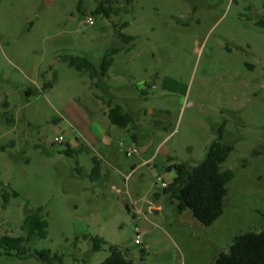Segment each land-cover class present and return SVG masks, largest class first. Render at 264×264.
Wrapping results in <instances>:
<instances>
[{"label":"rangeland","instance_id":"1","mask_svg":"<svg viewBox=\"0 0 264 264\" xmlns=\"http://www.w3.org/2000/svg\"><path fill=\"white\" fill-rule=\"evenodd\" d=\"M262 15L264 0H0V236L24 235L40 207L49 222L26 258L0 251V264H48L37 250L62 256L52 264H99L111 244L137 264H215L236 237L264 229ZM113 48L103 78L64 59L100 67ZM109 100L135 124H113ZM222 128L234 150L221 169L234 177L224 214L205 226L161 183L175 176L168 166L203 161ZM85 138L91 153L66 154ZM3 190L19 195L6 203ZM85 234L107 243L92 251Z\"/></svg>","mask_w":264,"mask_h":264},{"label":"trees","instance_id":"2","mask_svg":"<svg viewBox=\"0 0 264 264\" xmlns=\"http://www.w3.org/2000/svg\"><path fill=\"white\" fill-rule=\"evenodd\" d=\"M258 25L264 29V15L258 18ZM125 26L128 22L124 23ZM125 40L133 41L134 36L121 34ZM120 49L113 48L107 51L102 59L101 66L97 67L87 57L67 56L64 58L70 66L79 71H88L90 76L103 78L114 61V54ZM107 115L110 121L123 128H129L135 124V116L124 109L120 104H114L112 100L107 102ZM133 140L137 142L135 133ZM234 150L232 144L224 142L223 128L220 130L218 138L210 145L207 157L196 166L187 163H179L168 166V171H175V176L164 188L165 194L176 203L177 209L183 212L190 209L193 215L205 226L213 225L223 214L225 201L228 197V183L233 179L232 170L223 171L221 169L231 152ZM82 152L90 153V149L81 147L80 149L68 146L66 154L77 155ZM94 169L93 176H101V161L97 156H93ZM17 192L3 190V197L8 203L12 196L17 197ZM43 207L28 213L25 217L22 231L24 235L13 237L10 235L0 236V251L7 255H15L18 258H26L28 250L26 243L34 238H46L48 236L49 222L44 215ZM84 239L92 242V251H100L107 243L99 235L85 234ZM110 256L99 264H137L125 257L120 246L111 244L109 246ZM35 254L45 263L52 264L55 260H62L59 254H53L50 250H37ZM215 264H264V229L259 232L244 233L233 241L228 252L221 251L215 258Z\"/></svg>","mask_w":264,"mask_h":264},{"label":"crops","instance_id":"3","mask_svg":"<svg viewBox=\"0 0 264 264\" xmlns=\"http://www.w3.org/2000/svg\"><path fill=\"white\" fill-rule=\"evenodd\" d=\"M66 133L68 134V135H72V132L71 131H66ZM105 133V132H104ZM102 135V134H101ZM86 139V141L85 142H87V143H83V145H84V147H86V148H89L90 149V147H89V145H91V144H93L92 142V140L90 139V138H85ZM97 139V138H96ZM113 142V139H112V137L110 138V137H108V136H104V144L105 145H109V144H111ZM133 143H137V142H135L134 140H133ZM76 146V145H75ZM73 148H75V147H73ZM91 151V150H90ZM91 153V152H90ZM148 160H145L143 163H145V162H147ZM174 178V177H173ZM116 188H118L117 186H115ZM119 190H121V188H118ZM176 204V203H175ZM151 209L153 210V211H157V212H161L162 210H163V207H162V205H152L151 206ZM168 235H169V238L171 239V241L173 242V245H174V247H176V249L177 250H182L181 249V246H180V244H179V242H178V240L176 239V237H174V235H170L169 233H168Z\"/></svg>","mask_w":264,"mask_h":264},{"label":"built area","instance_id":"4","mask_svg":"<svg viewBox=\"0 0 264 264\" xmlns=\"http://www.w3.org/2000/svg\"><path fill=\"white\" fill-rule=\"evenodd\" d=\"M86 23L89 24V25H93L94 24V18L93 16H88L86 19H85ZM63 137H59L57 139L58 142H62L63 141ZM139 150H137L134 146H131L127 152V155L128 156H131L133 153H136L138 152ZM161 180L160 178H158V181ZM162 186L164 188L168 187L169 183H166V182H162L161 183ZM135 243L138 244V245H141L142 244V240H141V233L139 231H137V234L135 236Z\"/></svg>","mask_w":264,"mask_h":264},{"label":"water","instance_id":"5","mask_svg":"<svg viewBox=\"0 0 264 264\" xmlns=\"http://www.w3.org/2000/svg\"><path fill=\"white\" fill-rule=\"evenodd\" d=\"M145 150H146V148H144V147L140 148V151H145Z\"/></svg>","mask_w":264,"mask_h":264}]
</instances>
